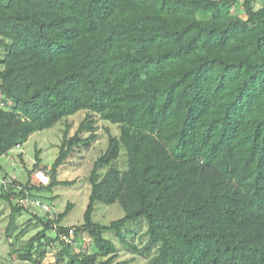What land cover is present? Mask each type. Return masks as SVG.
<instances>
[{
  "label": "trees",
  "instance_id": "obj_1",
  "mask_svg": "<svg viewBox=\"0 0 264 264\" xmlns=\"http://www.w3.org/2000/svg\"><path fill=\"white\" fill-rule=\"evenodd\" d=\"M0 94V157L84 113L72 136L69 125L63 131L49 185L29 182L39 150L25 184L1 180L11 181L0 183V201L12 216L26 210L16 197L40 199L33 191L74 184L57 180V170L98 139V120L119 131L105 130L82 224H62L71 204L58 215H32L19 234L33 224L41 230L12 249L21 261L41 264L56 248V264H130L116 262L103 235L114 232L148 264H264V6L0 0ZM121 150L124 170L116 165ZM95 203L118 204L124 216L95 223ZM69 229L86 235L92 250L64 244L59 235Z\"/></svg>",
  "mask_w": 264,
  "mask_h": 264
},
{
  "label": "rangeland",
  "instance_id": "obj_2",
  "mask_svg": "<svg viewBox=\"0 0 264 264\" xmlns=\"http://www.w3.org/2000/svg\"><path fill=\"white\" fill-rule=\"evenodd\" d=\"M252 1L254 9H259L264 6V0ZM235 12L243 16L240 9ZM1 99L2 95L0 94V101ZM83 117L84 113L79 112L49 130L36 132L29 137L25 144L14 149L8 157H0V183L1 180L6 177L8 180H17L25 184L28 181V171L32 170V166L35 163L36 151L39 150L41 163L37 170L31 172L29 182L37 188L40 187V185H49L50 173H48L47 170L49 171L51 165L58 157L63 131L66 125H69V135L72 136ZM97 127L98 139L92 143L90 148L88 150L82 147L75 148L65 163L57 170V180L74 181V184L69 186H55L49 191H33L36 197L41 200H46L53 205L54 214H50V216L63 213L68 204L72 205L67 216L62 220L64 226H80L82 224L91 191L89 175L93 168L94 161L104 152L107 145V134L105 130H109L110 133L115 136L119 133L117 126L104 121L98 120ZM19 154L22 155V160L25 163L24 165L21 164L19 160ZM123 155L124 151L121 150V157L116 162L120 170H124L125 168V159ZM104 171L105 170L102 169L100 173L103 174ZM45 197L48 199H45ZM13 201H15V199ZM32 215L44 216V214L33 209L25 210L21 214L15 213L12 216L9 205L0 201V264H30L21 261L14 253L11 254V251L12 249L14 251L23 250L26 241L41 230L40 225L36 226V224H33L23 235L19 234L17 227H24L25 223L31 220ZM123 216L124 212L118 204L105 205L102 203H95L92 219L95 223L100 225H108L110 222L120 219ZM12 217H14L15 223L10 230L6 232V228ZM45 234L47 237L54 238V233L52 231H46ZM103 235L106 239L111 240L117 248L118 258L116 262L133 259L130 264H148L147 259L133 254L128 248L123 246L118 241L114 232H104ZM79 240L80 247L85 251L87 250L90 252L92 250L91 241L86 235L80 236ZM135 243H137V240ZM45 251L41 264H56V253L58 250L53 248Z\"/></svg>",
  "mask_w": 264,
  "mask_h": 264
},
{
  "label": "built area",
  "instance_id": "obj_3",
  "mask_svg": "<svg viewBox=\"0 0 264 264\" xmlns=\"http://www.w3.org/2000/svg\"><path fill=\"white\" fill-rule=\"evenodd\" d=\"M11 181H1V184L6 187ZM14 203L18 207H22L26 210L33 209L44 215L54 214V207L46 200H41L37 198H31L27 196H18L15 198ZM59 239L67 245H70L73 249V252H79L80 240L75 237L74 230L69 229L66 233L59 235Z\"/></svg>",
  "mask_w": 264,
  "mask_h": 264
}]
</instances>
